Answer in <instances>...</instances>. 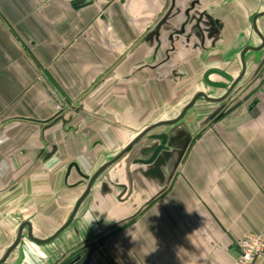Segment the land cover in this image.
Instances as JSON below:
<instances>
[{
  "label": "crops",
  "instance_id": "obj_1",
  "mask_svg": "<svg viewBox=\"0 0 264 264\" xmlns=\"http://www.w3.org/2000/svg\"><path fill=\"white\" fill-rule=\"evenodd\" d=\"M191 1L174 0L172 12ZM71 2L0 0V244L14 239L21 222L35 223L43 213L41 202L54 189L56 172L46 169L53 158L35 161L17 154L38 146L41 128L50 147L72 140L73 149L86 144L83 155L90 159L92 175L144 128L177 118L194 94L188 78L177 83L164 75L166 45L154 56L156 41L148 38L171 0H89L79 7ZM199 3L222 23L223 37L212 56L192 49L178 53L180 67L192 79L224 61L234 64L239 45L228 55L226 45L239 32L257 46L248 18L264 14V0ZM258 29L264 37V17ZM244 85L241 101L233 100L215 119L206 118L220 105L200 101L177 123L191 140L170 177L162 168L161 177L145 185L136 175L133 193L126 197L130 166L124 161L125 168L115 171L121 170L118 185L126 186L124 194L118 201L109 195L103 199L99 185L93 188L85 234L51 246L24 242L7 263L19 258L18 264H233L236 242L244 234L264 235V48L249 52ZM62 99L80 108L70 123L80 132L71 135L63 125H48ZM77 159L82 157L70 158ZM163 178L164 184L158 183ZM10 212L18 217H5ZM69 254L75 256L64 263ZM253 264H264V254Z\"/></svg>",
  "mask_w": 264,
  "mask_h": 264
},
{
  "label": "flooded vegetation",
  "instance_id": "obj_2",
  "mask_svg": "<svg viewBox=\"0 0 264 264\" xmlns=\"http://www.w3.org/2000/svg\"><path fill=\"white\" fill-rule=\"evenodd\" d=\"M191 2H196L194 4L195 5L194 11L190 12V14L199 21L197 23V28L195 27L192 28L191 30L185 29L184 32L185 38L182 39V36H179V39L181 41L178 42H180V45L179 47H176L175 45V49L173 52L169 51L168 42L165 44L166 48L164 49L163 52L164 58L161 63L166 65V69L168 71H166L164 75H166L167 78L169 77L170 81H175L177 83H182V81L185 78H188L187 79L188 89L189 88L191 89L196 85L200 86L201 89L198 87L199 89H197L194 92L189 102L196 94L199 93L205 94L210 99H214V100L222 99L218 103H211V102H206L203 98L200 97L195 101L192 108L198 102L203 100V102L206 104H217L223 106L222 108L223 111V109H226L227 106L231 104L233 100H235V98L241 97L240 96L241 92H243V90H245L246 88L245 85L243 86V80L247 70V56L250 52L247 48L259 47L260 45H262V40L260 38L261 37L264 38V37L261 31L258 29V22L262 17H264V14L262 12H256L251 16L250 19L248 18V25L250 24V27L252 28V33L259 40L257 46H250L247 43L246 33L239 32L237 38L236 37L232 38V40H230L229 43L226 45V52H225L227 55L231 54L234 44L236 43L239 45L238 47L235 48L236 51L235 63L233 64L231 61H224V65L222 64L217 67L215 66V67L205 68L203 69L200 77L192 79L193 77L192 74H190L189 70L187 68L183 69L184 67L181 68L182 66L178 63L177 60L178 53L184 52L188 49L190 50L192 49L196 52H200V53L202 52L205 55L212 56L211 52L213 51V49L216 47L217 44L222 42L223 25L219 20L214 18L213 15H211L201 7L199 0H192ZM166 14L167 11L163 14L162 17H164ZM171 19L172 18H168L167 23L164 24V29L170 26ZM183 21H184V16L182 15L180 24H177L176 26L177 30L179 29V26H181ZM166 34H168V32ZM164 42L165 41L163 39H159V43L157 41L155 42V47L153 48L154 56L157 55L159 49H161L162 43L164 44ZM263 48H264V44L262 47H260L259 51L263 50ZM226 54L223 55L227 56ZM172 63H174L175 65L173 66ZM235 67L236 70H238L237 72L234 71ZM175 70L176 71L179 70L184 75L180 77L172 75L171 72ZM209 71H217L220 72L221 74L211 73L208 75L207 77L208 81H207L204 79V75ZM189 77H190V82H189ZM208 82L222 83L225 84V87L214 88L210 86ZM212 90L214 92H218L216 94L219 95L209 94L208 91L210 92ZM238 101H241V99H238ZM79 111L80 108L73 107L71 106L70 103L66 102L64 107H62L59 111L55 112V116L53 117L52 120L48 122L49 123L48 125H56V124L63 125V128L66 127L64 131L68 133L71 132V135L73 132L76 131L80 132L78 126H70L73 115L78 113ZM217 116L218 114L216 115V117ZM153 126H155V124H152L148 128H144L140 132V134ZM160 127H166V126H160ZM155 129L157 128H154L153 130H150L146 133V136L143 139V141L146 140L145 143L139 142L127 150L129 145L132 143L131 141L123 150H121V152L116 154L111 159L114 160L112 164H110L107 168H105L102 171V173L99 175L100 178L98 179V183L96 185L91 186L89 191H87L88 182L90 178L94 176V174H96L106 163L104 165H101L99 169L95 171L92 175H89L88 169H90L89 167L91 166L90 159H88L87 155H83L84 149L86 148V144L81 142L78 148L77 146H75L73 149L70 148V146L72 147L73 145V140L69 144L67 143L68 145L64 144V142L63 143L61 142L59 144H62L61 147L62 151H59V144H54L50 147L43 140L42 128H41V135L37 140L38 146L25 148L23 150H20L17 154L25 155L26 153V155H29L30 157L35 156L36 157L35 161H37L38 159L47 161L48 159L53 158L52 165L49 168L47 167L46 169L48 171L56 172L54 176V184H55L54 189L51 192V196L45 198L41 202L43 213L37 214L35 223L32 224L31 222L28 221L21 222L20 225H16L15 227L16 229L14 230L15 232L14 239L9 243L5 242L3 244H0V250L2 251L1 257L13 245L17 237H19V242L17 246L13 248L10 254H12L14 251L19 250L24 242H28L30 244L36 245L37 247L51 246L67 236L70 235L78 236L79 234L81 235L85 234L84 232L85 229L84 222L86 218L85 213L87 212L88 206L92 200L91 194L93 192V188L99 185L98 187L100 189L102 198L106 197V195H109L112 196L117 201L120 200L121 196L124 194V191L126 190L125 185H124L125 186L124 190L120 188L121 191L120 190L119 192L114 191L116 184H118V179L121 171L120 169L125 168L123 163L124 161H126V165L130 166V168L126 166V168L128 167L127 169L129 170V175L126 176L125 179L127 187L129 188L128 189L129 194H127L126 197L128 195L131 196V194L133 193L132 188L134 185L133 184L134 183L133 180L135 179L134 177L138 175L140 170L142 169L144 170V168L146 169L145 165L138 164L137 161L142 160V158L147 159L149 157V154L148 155L145 154L144 151H146V149L151 147L153 141L149 140L147 137L152 135L150 133H152ZM63 140L64 141L67 140L66 136H63ZM46 148H48L49 150L46 151ZM142 149L143 151L139 155L138 152ZM75 155L76 157L79 158L82 157V159L70 160V158ZM66 159H68V161L65 163V165H62V162ZM111 160L109 162H111ZM131 167L134 168L131 169ZM117 168L120 169L118 170L117 173H115ZM142 179L145 181V185L147 183L150 184V181L152 180L151 177L148 178L146 177ZM164 182H165V178L158 180V183L164 184ZM76 190H79L76 197H71V195ZM103 199H101V201H103ZM150 200L151 198H149L146 201V203ZM5 217H12L16 219L18 216L16 215L15 212H10V213H6ZM80 223L81 225H78ZM7 229H9V227ZM7 229L6 231L8 232ZM35 233H39V237L35 236ZM48 239H51V241L44 244H36L35 242V240L44 241ZM79 247L80 246H78L77 248ZM74 250L75 248H72L71 251ZM19 261L20 260L18 259L17 264L19 263Z\"/></svg>",
  "mask_w": 264,
  "mask_h": 264
},
{
  "label": "water",
  "instance_id": "obj_3",
  "mask_svg": "<svg viewBox=\"0 0 264 264\" xmlns=\"http://www.w3.org/2000/svg\"><path fill=\"white\" fill-rule=\"evenodd\" d=\"M195 3L196 2H191L188 4V6L185 9L183 10L176 9L175 11L172 12L173 7H174V0H171V4H170L169 9L167 10V14L164 17H162L161 20L156 24L154 30L150 32V34L148 35L149 36L148 38H155V40L158 43H159V39H163L165 41L164 44L168 42L169 51L173 52L175 49V45L176 47H179L180 45V42H178V41H181L179 39V36H182V39L185 38V35H184L185 29L191 30L192 28H195V27L197 28V23L199 21L194 16H191L190 14V12L194 11ZM182 15L184 16V21L182 22L181 26H179V29L177 30L175 22L176 20L178 21L181 18L180 16ZM168 18H172L171 21L174 20L173 21L174 23L170 24L168 28L164 29V24L167 23ZM167 32L168 34H166ZM163 33L167 35L165 36V38L162 37ZM260 39L262 40V45H260L259 47H249L247 49L252 52L259 51L260 47H262L264 44V39L262 37ZM172 65L174 66L175 64L172 63ZM171 73L172 75H175L178 77L184 75L179 70L172 71ZM211 73L221 74L220 72H217V71H209L204 75V79L207 80L208 75ZM208 83L210 86L214 88H224L225 87V84H222V83H210V82ZM200 97L203 98L206 102H211V103H218L222 100V99H217V100L210 99L205 94H202V93L196 94L192 98V100L183 108V110L181 111V113L179 114L177 118L171 121L159 123L149 128L148 130L139 134V136L132 141V143L129 145L127 150L131 148L132 146L136 145L137 143L141 142L146 136V133L148 131L153 130L154 128H158L160 126L176 125L168 132L152 134L149 137H147L149 140L153 141V143L150 148L144 151L145 154L147 155L149 154V157L147 159L142 158V160L137 161L138 164L146 166V169L144 168V170L142 169L138 173L139 177H142V178L151 177L152 179L159 177V176L161 177L160 170L162 168L169 169V172H168L169 177L172 175L173 171L177 168L178 164L180 163V160L191 140L190 134L186 133L179 124L177 125V123L184 117L186 112L192 108L195 101ZM222 108L223 106H220L214 112H211L207 116L206 119L207 120L213 119L218 114V112L221 111ZM142 151L143 149L140 150L138 154L140 155ZM113 161L114 160H111V162H108L107 164H105L96 174H94V176L90 178L88 182L87 191H89L91 186L95 185L98 182V179L100 178L99 175L102 173V171L105 168H107L110 164H112ZM116 187L124 190L125 186L116 184ZM49 241H51V239L44 240V241L35 240L36 244H44V243H48ZM18 242H19V237L16 238L13 245L1 257L0 264H7L8 257L11 251L13 250V248L17 246ZM12 264H16V262Z\"/></svg>",
  "mask_w": 264,
  "mask_h": 264
},
{
  "label": "built area",
  "instance_id": "obj_4",
  "mask_svg": "<svg viewBox=\"0 0 264 264\" xmlns=\"http://www.w3.org/2000/svg\"><path fill=\"white\" fill-rule=\"evenodd\" d=\"M65 104V99H62L55 105V111H59ZM235 246L237 254L233 264H253L264 254V235L246 233L236 242Z\"/></svg>",
  "mask_w": 264,
  "mask_h": 264
},
{
  "label": "rangeland",
  "instance_id": "obj_5",
  "mask_svg": "<svg viewBox=\"0 0 264 264\" xmlns=\"http://www.w3.org/2000/svg\"><path fill=\"white\" fill-rule=\"evenodd\" d=\"M72 2H73V4H74V7H79V6H82V5H84L85 3H88L89 2V0H72ZM71 2V3H72ZM237 63V62H236ZM197 89L196 88H191L190 89V91H189V93H191V94H193L194 93V91H196ZM219 95V94H218ZM241 97H242V92H241V95H240ZM241 97H239V98H235V100L237 101L238 99H241ZM201 102H203V100L201 101ZM201 102H200V104H201ZM199 103V102H198ZM57 104V103H56ZM56 104H54V110H55V105ZM200 104L198 105L199 107H200ZM195 108V107H194ZM190 110H192V108L190 109ZM190 112H193V111H190ZM197 113V110H195L194 112H193V114H196ZM77 249H79V248H77ZM77 249H75L74 250V253H75V251H77ZM2 252V251H1ZM1 252H0V256H1ZM75 256V254H69L68 256H67V258L65 259V262L64 263H66L67 261L69 262V260L72 258V257H74ZM18 259L19 258H17V259H15L12 263H15L16 262V264H17V261H18ZM11 263V264H12Z\"/></svg>",
  "mask_w": 264,
  "mask_h": 264
},
{
  "label": "clouds",
  "instance_id": "obj_6",
  "mask_svg": "<svg viewBox=\"0 0 264 264\" xmlns=\"http://www.w3.org/2000/svg\"><path fill=\"white\" fill-rule=\"evenodd\" d=\"M92 220H93V219H92ZM92 220H90L89 223H91Z\"/></svg>",
  "mask_w": 264,
  "mask_h": 264
},
{
  "label": "trees",
  "instance_id": "obj_7",
  "mask_svg": "<svg viewBox=\"0 0 264 264\" xmlns=\"http://www.w3.org/2000/svg\"><path fill=\"white\" fill-rule=\"evenodd\" d=\"M237 103H239V102H237Z\"/></svg>",
  "mask_w": 264,
  "mask_h": 264
}]
</instances>
